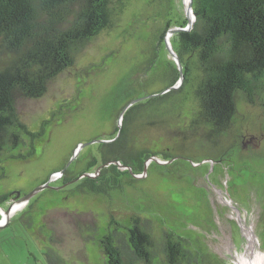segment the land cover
Listing matches in <instances>:
<instances>
[{
  "label": "rangeland",
  "instance_id": "rangeland-1",
  "mask_svg": "<svg viewBox=\"0 0 264 264\" xmlns=\"http://www.w3.org/2000/svg\"><path fill=\"white\" fill-rule=\"evenodd\" d=\"M185 7L183 0H166L160 7L134 0L109 28L75 53L70 65L51 77L40 96L16 101L21 122L40 134L30 143L32 153L26 138L12 152L0 154V196L6 197L0 205V264H105L101 236L112 219L130 226L132 216L175 231L193 251L208 253L216 264H244L250 232L264 264V113L258 103L239 104L231 129L219 139L227 143L238 128L239 135L216 161L149 159L134 181L126 180L121 189L102 195L63 185V172L56 170L66 160L72 168L76 157L83 160L96 153L97 142H92L72 161L69 158L75 144L109 131L111 109L102 110L101 103L121 76L130 75L139 83L169 66L172 58L165 41L157 39V28L187 21ZM154 25L159 26L151 38ZM174 26L178 25L170 27ZM149 54L151 65H142ZM162 86L163 80L154 78L148 90ZM159 109L152 108V117L160 119ZM120 122L121 118L114 125ZM163 132L157 125L149 130L153 151L161 150ZM202 145L207 143H194ZM47 179L52 188L17 202V191L19 196L29 193ZM16 205L2 220L4 209Z\"/></svg>",
  "mask_w": 264,
  "mask_h": 264
},
{
  "label": "trees",
  "instance_id": "trees-1",
  "mask_svg": "<svg viewBox=\"0 0 264 264\" xmlns=\"http://www.w3.org/2000/svg\"><path fill=\"white\" fill-rule=\"evenodd\" d=\"M133 1L0 0V154L12 152L26 138L30 144L34 134H40L21 122L16 101L40 96L51 77L70 65L75 53L109 28ZM142 2L160 7L166 0ZM192 12L191 27L170 38L182 66L180 86L131 104L116 127L130 101L174 85L179 71L174 60H169V66L154 77L163 80L164 86L153 91L148 90L152 77L138 83L130 75L121 76L101 103L102 110L111 109L109 131L99 137L102 142H95L94 155L83 160L76 157L72 168L66 160L56 169L63 170L62 184L102 195L121 189L126 180L134 181L151 157L165 163L176 158L216 161L228 153L239 135L238 128L227 143L219 139L231 129L239 104L258 103L264 113V0H193ZM173 25L186 26V21L166 22L161 28L154 25L150 37L157 28V39L162 42ZM151 63V54L141 61L142 65ZM159 106L160 119H156L152 108ZM152 125L165 131L160 151L152 150ZM196 141H205L207 146L198 148ZM30 148L28 153L33 152L31 144ZM5 200L0 196V205ZM110 227L99 240L105 264H216L208 253L193 251L185 237L156 221L132 216L130 226L112 219Z\"/></svg>",
  "mask_w": 264,
  "mask_h": 264
},
{
  "label": "water",
  "instance_id": "water-1",
  "mask_svg": "<svg viewBox=\"0 0 264 264\" xmlns=\"http://www.w3.org/2000/svg\"><path fill=\"white\" fill-rule=\"evenodd\" d=\"M183 2H184V0H183ZM192 5H193V0H188V5H187V7H185V10H184V13H185V16H186V19H187V21H186V26H180V27H176V26H175V27H169V28L167 29L168 32H167L166 36L164 37V41H165V45H166V47H167V49H168V53L171 55V58L174 60L175 64L177 65V69H178V71H179V78H178L177 82H176L174 85H171V86H169V87H167V88H165V89H163V90H161V91H159V92H157V93H152V94L142 95V96L136 97L135 99H133L132 101H130V102H129V103H128V104H127L122 110H121L120 115H119V118H121V115L123 114L124 110H125L128 106H130L131 104H133V103H135V102H138V101H140V100H143V99H145V98H148V97H150V96H156V95L162 94V93H164L165 91H167V90H169V89H176L178 86H180V84H181V82H182V66H181V62H180V60L178 59V57H177L175 51H174V50L172 49V47L170 46V44H169V39H168V38H169V36H170L172 33H174V32L182 31V30H187V29H189V28L191 27V25H192V23H193V21H194V14H193V12H192ZM188 14L191 15V19L188 17ZM101 141H102V140H100V139H94V140H91V141H89V142L78 143L77 146L75 147L73 153H72V156H71V158H70V161H72V160L76 157L77 153L79 152V150L81 149V147H83L84 145L89 144V143H92V142H101ZM150 159H151V160H154V161H158L156 157H151ZM70 161H69V162H70ZM158 162H160V161H158ZM145 168H146V167H145ZM145 168H144V171H145ZM60 172H63V170H60ZM84 175H91V174H84ZM80 177H81V176H78L76 179L72 180L71 182L76 181V180H77L78 178H80ZM50 182H51V179H47L44 183L38 185L35 189H33L32 191H30L29 193L23 194V195H21V196H19V192L17 191V192H16V195H15V198H17V199H16L17 202H21V201H23V200H27V199H28L29 197H31L34 193H36V192H38V191H40V190H43V189H45V188H52L53 186L50 185ZM63 185H64V184H63ZM63 185H61V186H63ZM9 207H10V206H9ZM9 207L6 208V209H4V211H5V210H8ZM0 209H2V208L0 207Z\"/></svg>",
  "mask_w": 264,
  "mask_h": 264
},
{
  "label": "bare ground",
  "instance_id": "bare-ground-1",
  "mask_svg": "<svg viewBox=\"0 0 264 264\" xmlns=\"http://www.w3.org/2000/svg\"><path fill=\"white\" fill-rule=\"evenodd\" d=\"M184 4L187 7L188 0H184ZM188 17L191 19V15L188 14ZM17 208V205L13 208L12 206L2 212L3 219H7L11 213ZM18 210V209H17ZM244 264H263V256L256 249V239L252 238V233L249 232V244L247 245L246 256L244 257Z\"/></svg>",
  "mask_w": 264,
  "mask_h": 264
}]
</instances>
